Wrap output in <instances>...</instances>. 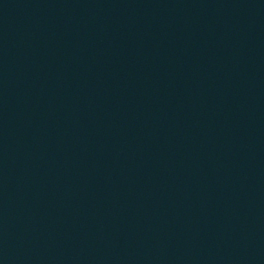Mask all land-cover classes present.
<instances>
[{
	"label": "water",
	"instance_id": "obj_1",
	"mask_svg": "<svg viewBox=\"0 0 264 264\" xmlns=\"http://www.w3.org/2000/svg\"><path fill=\"white\" fill-rule=\"evenodd\" d=\"M0 264H264V0H0Z\"/></svg>",
	"mask_w": 264,
	"mask_h": 264
}]
</instances>
